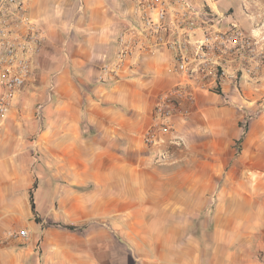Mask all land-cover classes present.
I'll return each instance as SVG.
<instances>
[{
    "label": "crops",
    "instance_id": "crops-1",
    "mask_svg": "<svg viewBox=\"0 0 264 264\" xmlns=\"http://www.w3.org/2000/svg\"><path fill=\"white\" fill-rule=\"evenodd\" d=\"M29 13L46 38L0 122V231L30 238L0 246V264H264V104L242 129L264 75L198 90L175 120L184 144L148 145L179 74L165 46L114 69L119 34L141 24L133 1L33 0Z\"/></svg>",
    "mask_w": 264,
    "mask_h": 264
},
{
    "label": "built area",
    "instance_id": "built-area-1",
    "mask_svg": "<svg viewBox=\"0 0 264 264\" xmlns=\"http://www.w3.org/2000/svg\"><path fill=\"white\" fill-rule=\"evenodd\" d=\"M32 1L0 0V122L7 119L18 94L31 80L34 58L46 38L44 25L29 13ZM132 1L141 24L119 34L114 69H119L134 52L159 46L172 50L179 80L164 90L153 105V122L144 141L157 144L162 135L169 134L174 143L184 144L176 132L175 120L187 117L198 90L211 89L219 81L234 78V71L224 68L223 63L232 53L234 57H245L244 49L254 50L261 37L256 33L246 35L235 23L214 27L213 22L204 20L208 12L191 9L184 0ZM29 238L26 227L8 228L0 231V246L14 241L25 243Z\"/></svg>",
    "mask_w": 264,
    "mask_h": 264
},
{
    "label": "rangeland",
    "instance_id": "rangeland-1",
    "mask_svg": "<svg viewBox=\"0 0 264 264\" xmlns=\"http://www.w3.org/2000/svg\"><path fill=\"white\" fill-rule=\"evenodd\" d=\"M189 4L191 9L203 10L209 13L208 17H204L207 23L217 24L218 27H226L228 23H235L239 29H241L246 35L257 34L260 36L261 41L257 47L252 50L251 48H245L243 55L240 57L232 53L227 57L224 68H228L230 71H234L235 80L242 78L252 81V89L256 83V78L264 75V0H184ZM172 7L176 8L175 5ZM221 12V13H220ZM229 16V17H228ZM228 17V18H226ZM210 18L212 20H210ZM252 56V59H251ZM231 58V60H229ZM258 63V65H257ZM243 68V69H241ZM231 78V77H229ZM27 96L25 98H30ZM16 103V101H15ZM14 103V104H15ZM263 100L261 98L256 99L248 105L249 110L245 113L243 118V131L254 122L259 110L263 107ZM34 109V104L32 106ZM19 111V110H18ZM17 111V114H18ZM31 111V110H30ZM20 113V111H19ZM34 116V110H33ZM23 118H29L31 112L24 113ZM10 115V113H9ZM9 115L7 118H9ZM32 155L43 154V151L38 146L32 144L27 147ZM238 150H241L239 145Z\"/></svg>",
    "mask_w": 264,
    "mask_h": 264
},
{
    "label": "trees",
    "instance_id": "trees-1",
    "mask_svg": "<svg viewBox=\"0 0 264 264\" xmlns=\"http://www.w3.org/2000/svg\"><path fill=\"white\" fill-rule=\"evenodd\" d=\"M31 208H32V211H34V205H33V203H31Z\"/></svg>",
    "mask_w": 264,
    "mask_h": 264
}]
</instances>
